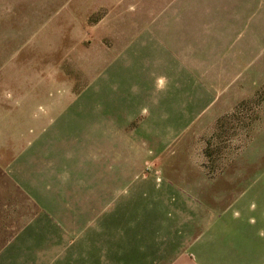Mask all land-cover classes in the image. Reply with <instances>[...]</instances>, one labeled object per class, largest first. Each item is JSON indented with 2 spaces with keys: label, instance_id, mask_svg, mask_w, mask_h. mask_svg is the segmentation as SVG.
Here are the masks:
<instances>
[{
  "label": "rangeland",
  "instance_id": "374dc122",
  "mask_svg": "<svg viewBox=\"0 0 264 264\" xmlns=\"http://www.w3.org/2000/svg\"><path fill=\"white\" fill-rule=\"evenodd\" d=\"M256 35L264 0H0V264H168L264 231Z\"/></svg>",
  "mask_w": 264,
  "mask_h": 264
},
{
  "label": "crops",
  "instance_id": "0c3cea01",
  "mask_svg": "<svg viewBox=\"0 0 264 264\" xmlns=\"http://www.w3.org/2000/svg\"><path fill=\"white\" fill-rule=\"evenodd\" d=\"M254 32L248 27L243 34ZM252 221L240 220L233 231H200L168 264H264V231H255Z\"/></svg>",
  "mask_w": 264,
  "mask_h": 264
}]
</instances>
